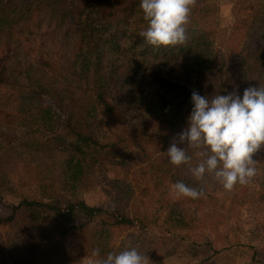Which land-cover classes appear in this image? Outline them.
I'll use <instances>...</instances> for the list:
<instances>
[{
	"label": "trees",
	"instance_id": "trees-1",
	"mask_svg": "<svg viewBox=\"0 0 264 264\" xmlns=\"http://www.w3.org/2000/svg\"><path fill=\"white\" fill-rule=\"evenodd\" d=\"M207 1L191 8L185 44L154 48L139 36L146 27L140 0H0V194L17 198L0 216L7 229L0 264H72L78 256L66 253L68 238L80 256L103 259L118 252L117 229L129 230L131 245L150 260L185 245L202 262L240 247L219 232L220 207L229 198L236 215L248 183L226 191L214 173L197 180L191 169L211 153L177 134L187 126L193 90L242 98L246 88L264 86V2L251 15L257 42L248 58L213 48ZM174 137L187 164L169 162ZM253 159L264 199V147ZM111 169L137 177L105 180L116 185L113 206L86 202L82 193ZM177 181L204 194L177 196ZM70 217L78 222L64 226ZM95 248L99 257H91ZM249 249L243 264H264L261 250Z\"/></svg>",
	"mask_w": 264,
	"mask_h": 264
},
{
	"label": "clouds",
	"instance_id": "clouds-1",
	"mask_svg": "<svg viewBox=\"0 0 264 264\" xmlns=\"http://www.w3.org/2000/svg\"><path fill=\"white\" fill-rule=\"evenodd\" d=\"M197 0H140L146 27L139 32L144 42L154 48L183 45L188 40L187 24L191 8ZM192 108L187 126L177 134L179 142L189 147H204L211 154L206 161L191 169L197 180L214 173L226 191L239 183L246 185L256 175L253 155L264 147V86H250L242 98L237 92L217 94L209 98L193 90ZM166 155L174 166L191 159L174 137ZM177 196L198 199L204 193L181 181L172 185ZM100 248L91 257H99ZM88 264H152L136 247L109 251L105 258L88 259Z\"/></svg>",
	"mask_w": 264,
	"mask_h": 264
},
{
	"label": "rangeland",
	"instance_id": "rangeland-1",
	"mask_svg": "<svg viewBox=\"0 0 264 264\" xmlns=\"http://www.w3.org/2000/svg\"><path fill=\"white\" fill-rule=\"evenodd\" d=\"M212 11L207 16V22L214 31L213 48L223 54H239L248 58L252 57L256 36L253 34L251 15L264 0H208ZM124 150H127L125 147ZM256 167V175L248 183V198L235 206L236 215H230L229 198L222 201L224 208L220 210L226 216L225 222L220 223L219 232L227 233L231 242L241 243L240 247L222 250L209 261L202 262L204 259L199 251L190 245L178 248L174 256L164 259L150 260L152 264H243L249 261L251 250L249 246H256L261 251L258 258L264 257V199L258 192L257 183L262 177L261 169ZM135 170H130L126 174L119 169H111L102 173L97 181V186L85 190L82 197L89 204H98L101 206H113L116 201V185H106L105 180L109 178L124 179L134 182L137 176ZM104 190L110 191L111 195H105ZM223 194L220 192V195ZM17 201L16 196L0 194V216L8 213V206ZM74 217V216H73ZM70 217L64 220L62 224L67 226L78 222V218ZM6 228H0V232L6 231ZM212 235V233H210ZM112 244L117 247L118 251L125 250L129 247H136V244L130 242L129 230L117 229L113 231ZM213 236V235H212ZM232 236H238L239 241H232ZM217 241L216 247L221 245ZM66 253L78 258L72 264H88V257L79 255L77 243L74 238H68L65 241ZM140 250V249H138ZM264 260V259H262Z\"/></svg>",
	"mask_w": 264,
	"mask_h": 264
}]
</instances>
